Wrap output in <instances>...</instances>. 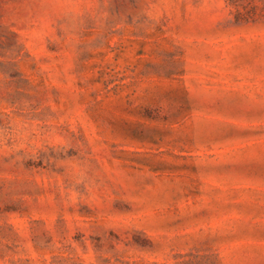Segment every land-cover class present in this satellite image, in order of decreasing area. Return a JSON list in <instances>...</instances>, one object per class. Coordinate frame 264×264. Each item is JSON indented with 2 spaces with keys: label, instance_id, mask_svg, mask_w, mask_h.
Returning a JSON list of instances; mask_svg holds the SVG:
<instances>
[{
  "label": "rangeland",
  "instance_id": "374dc122",
  "mask_svg": "<svg viewBox=\"0 0 264 264\" xmlns=\"http://www.w3.org/2000/svg\"><path fill=\"white\" fill-rule=\"evenodd\" d=\"M0 264H264V0H0Z\"/></svg>",
  "mask_w": 264,
  "mask_h": 264
}]
</instances>
